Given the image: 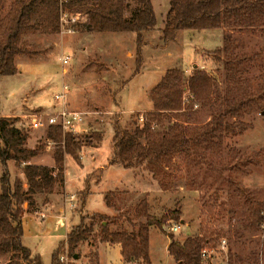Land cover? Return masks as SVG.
Returning <instances> with one entry per match:
<instances>
[{"label": "trees", "instance_id": "1", "mask_svg": "<svg viewBox=\"0 0 264 264\" xmlns=\"http://www.w3.org/2000/svg\"><path fill=\"white\" fill-rule=\"evenodd\" d=\"M2 5L3 0H0V8ZM130 6L129 0H12L7 14L0 17V76L19 72L18 57L33 59L44 53V49L25 37L38 32H61V17L65 11L70 19L77 17L68 25L72 29L83 24L88 32L136 33L138 72L143 62L145 34L156 29L158 21L152 0H136L129 16ZM259 27L264 28V0H169L163 29L165 41L175 40L183 29L223 28L226 31L223 46L211 51L223 64V90L213 100L215 79L199 69L189 76L188 86L183 89L189 91L193 105L205 107L213 103L215 107H210V118L204 124L188 127L182 117V113L187 112L181 87L183 72L169 70L153 88L154 107L146 114V120H150L137 127L134 133L119 124L114 126L110 164L119 163L125 168L145 167L162 190H167L173 181L171 168L179 155L186 158L187 184L191 183V186L196 183L193 180L196 173L203 175L202 178L211 177L215 185L225 181L228 185L237 186L235 179L239 173L245 172L251 164H264V149L240 156L237 152L227 156L223 153V144L228 136L239 135L252 126L243 120L244 115L255 108L264 111V72L258 76L249 75L256 64L264 68V53L238 52L239 43L233 34ZM164 117L172 122L159 130L157 127ZM29 137L28 130L17 126L14 119L0 116V162L4 167L0 176V260L11 254L7 264H44L40 254L32 253L23 244L24 204L27 202L28 209H33L36 194L50 193L56 187L64 186L65 158L69 155L78 159L79 156V135L65 133L60 126L50 125L46 139L55 143V165L30 163L41 153L44 145L29 147ZM95 137L103 139L101 134ZM11 160L24 174L25 180L17 176L12 181L8 166ZM122 193L116 190L105 194L108 207L117 211L111 219L117 229L112 230L110 222L103 223L107 218L102 214L82 216L54 251L51 264H60L58 253L66 244L69 253L72 256L78 254L80 258L78 247L89 238L98 217L102 240L121 244L122 256L128 264H152L150 229L155 226L162 228L172 219L181 221V209L176 206L158 219L150 213L149 201L144 197L131 211L122 212L116 203L117 196ZM248 210L254 211L252 204ZM88 217L90 220L87 222ZM122 219L138 228L125 229ZM216 234L220 235L211 231L203 236H189L180 242L174 233H169L168 254L178 264H206L201 256L202 249L214 241ZM96 258L97 254H92L89 264H99Z\"/></svg>", "mask_w": 264, "mask_h": 264}, {"label": "rangeland", "instance_id": "2", "mask_svg": "<svg viewBox=\"0 0 264 264\" xmlns=\"http://www.w3.org/2000/svg\"><path fill=\"white\" fill-rule=\"evenodd\" d=\"M129 1L131 6L127 14L130 16L136 0ZM11 2L12 0H3L0 17L7 14ZM152 3L158 23L156 29L145 34V44L142 47L143 62L138 72L136 33L88 32L83 24H78L73 27L72 32L62 30L59 33L38 32L27 35L25 38L29 42L38 44L45 52L33 59L18 57L19 72L0 76V116L11 117L17 126L26 128L30 135L27 145L35 147L43 144L44 149L40 153L42 161L50 162L54 159L55 145L48 148V127L32 128L30 115L42 110H51L54 90L51 85L61 71L59 58L63 54L72 57L65 78L72 86L69 106L90 112L87 118L91 125L87 132L76 134L81 142L77 150L78 159L67 155L66 165L69 169L71 190L76 189L81 171L92 172L88 175L84 191H77L80 193L77 198L86 195L90 183L99 181L101 170H93L111 156L114 126L119 124L134 133L137 127L150 120H146V114L154 107L151 97L153 88L169 70L179 69L183 72L182 89L188 86L189 76L199 69L216 81L213 100H216L223 90V64L215 59L211 51L223 46L226 31L223 28L201 31L183 29L175 40L165 41L163 29L166 26L169 0H152ZM67 18L70 19L69 15ZM74 18L77 19L76 16ZM68 25L66 27H69ZM233 34L239 43L238 52L264 53L263 27L243 29ZM262 72L264 68L256 64L249 75L258 76ZM190 96L189 91L183 89L187 112H183L182 117L187 121L188 127L202 125L210 118V107L215 106L213 103L205 107L193 105L189 100ZM141 115L145 117L143 121L140 119ZM164 118L157 127L159 130H163L164 126L167 127L172 122ZM243 120L252 126L239 135L226 138L223 144L224 155L227 156L231 152H237L239 156L248 155L264 149V111L255 108L246 113ZM96 134H101L103 139H97ZM87 137L89 141H86ZM141 142L145 143V140L141 138ZM81 162L83 170L79 165ZM135 169L145 179H154L145 167ZM171 170L174 178L170 187L162 190L154 179L158 187H152L153 192L146 193L149 195L146 198L150 204V213L158 219L168 210L180 207L183 223L182 229L174 233L175 239L183 242L189 236H203L217 231L220 235H214V241L207 245L211 257L204 260L206 264H264V164H251L245 172L239 173L235 179L237 186L228 185L225 181L215 185L211 177L202 178L203 175L197 173L193 177L196 183L193 186L191 183L188 185L186 158L182 155L175 157ZM3 171L4 167L0 176ZM9 171L12 181L17 176L25 180L24 174L15 164H11ZM112 175L117 176L114 172L106 174L107 182ZM105 186L106 182L101 188L104 189ZM58 189L61 190V187L58 186ZM148 189L151 190V187ZM155 189L158 191L155 192ZM146 194L140 193L138 197L133 193L124 192L117 196L116 203L122 212H129ZM252 200L255 202L252 203ZM25 204L28 206L27 202ZM251 204L254 211L248 210ZM95 207L98 211L103 209L101 203H97ZM93 214L98 213L86 211L83 215L90 217ZM104 216L107 218L105 222H110V228L115 231L117 226L111 221L113 216ZM95 221L94 230L89 236L90 244L85 242L78 247L84 264H89L92 254L96 256L103 245L100 218ZM121 221L127 230L138 228L126 219ZM168 235L166 223L162 228L155 226L150 229L152 264H178L168 254ZM40 249L47 263L50 243H43ZM10 256L11 254L1 259L0 264H7ZM103 256L106 258V253ZM96 260L101 264L99 256Z\"/></svg>", "mask_w": 264, "mask_h": 264}, {"label": "crops", "instance_id": "3", "mask_svg": "<svg viewBox=\"0 0 264 264\" xmlns=\"http://www.w3.org/2000/svg\"><path fill=\"white\" fill-rule=\"evenodd\" d=\"M59 77L55 78L53 85H51L54 88L53 92L58 89L62 79L66 78V76L65 78L62 77L61 71L59 72ZM80 158H82V153H80ZM33 159L30 163L48 166L55 165V160L53 158L50 162H43V158L40 154ZM110 159L111 156L103 164L94 168L93 171L101 170V177L99 181L89 184V190L83 198L80 197L75 199L77 202L76 208L70 207V196H79L80 193L78 192L84 191L88 175L92 172L81 171L78 176L76 189L71 190L69 188L70 185L68 180L69 169L66 165L67 156L65 158V184L61 187V190L56 187L53 192L36 194V204L33 209H28V206L26 204L24 205L25 212L22 218L23 244L29 247L32 253L40 254L44 264L52 263L54 251L58 248L59 244L67 238L70 228L81 221V218L86 211L102 215L111 214L114 216L116 214L117 211H115L114 208L108 207L106 203L105 194L107 192L121 190V192L133 193L135 196L139 197L140 193H152V187H158V183L156 185L154 179H151V181L145 179L142 175L138 174V171L135 168H125L119 163L110 164ZM11 164H15V162L12 160L8 161L9 168L11 167ZM79 165L83 170L82 162ZM2 168L3 165L0 162V171ZM112 172L116 173L117 176L112 175L109 182H107L106 174H111ZM105 182L106 186L103 189L101 188V185H104ZM149 187H151V190L148 189ZM157 191L158 189H155V192ZM147 195L148 194L144 197ZM97 203H101L103 206L102 210L98 211V209H96L95 206ZM103 223L106 222L104 221ZM88 241L89 238L83 243L87 242V244H90ZM43 243H50L47 263H45L44 256L40 249ZM101 244L103 245L98 251L99 253H97L101 264H128L122 256L121 244L111 243L109 241H102ZM104 253H106V258L103 256ZM81 255L82 253L80 252V258L76 260V264H84L82 262L83 256ZM112 255H114V258H112Z\"/></svg>", "mask_w": 264, "mask_h": 264}, {"label": "built area", "instance_id": "4", "mask_svg": "<svg viewBox=\"0 0 264 264\" xmlns=\"http://www.w3.org/2000/svg\"><path fill=\"white\" fill-rule=\"evenodd\" d=\"M67 11L62 14V30H67L68 32H72L73 29L71 27H66L69 23H73L76 21V18L68 19ZM66 23V25H65ZM72 57L70 55L63 54L60 56V64H61V75L63 78L68 74V66L71 62ZM72 92L71 84L62 79L57 90L53 92V104L50 111H39L34 114H31V127L34 129H41L44 127H49L50 125H58L60 126L65 133L72 134H82L88 131L90 128V123L88 122V115L90 112L81 111L77 109H73L69 106V97ZM142 121L144 120V116L141 115L140 118ZM48 148L51 145H55L53 141L48 140ZM77 196H70V207L76 208ZM75 200V202H74ZM182 229L181 221H168L166 223V231L167 233H177ZM202 259L206 260L211 257L209 246H205L202 249L201 253ZM58 260L60 264H76V259L69 253L68 245L63 246L58 253ZM130 264H137L136 262H132Z\"/></svg>", "mask_w": 264, "mask_h": 264}, {"label": "water", "instance_id": "5", "mask_svg": "<svg viewBox=\"0 0 264 264\" xmlns=\"http://www.w3.org/2000/svg\"><path fill=\"white\" fill-rule=\"evenodd\" d=\"M196 66H197V65H195V67H196ZM181 222L183 223V221H181ZM73 257H74V259H76V260L79 259V255H78V254H75Z\"/></svg>", "mask_w": 264, "mask_h": 264}]
</instances>
